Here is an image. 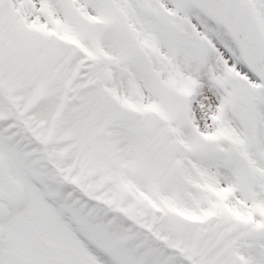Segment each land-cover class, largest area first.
<instances>
[{"label": "snow or ice", "instance_id": "1", "mask_svg": "<svg viewBox=\"0 0 264 264\" xmlns=\"http://www.w3.org/2000/svg\"><path fill=\"white\" fill-rule=\"evenodd\" d=\"M0 264H264V0H0Z\"/></svg>", "mask_w": 264, "mask_h": 264}]
</instances>
